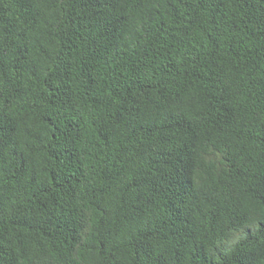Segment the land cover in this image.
<instances>
[{
    "label": "trees",
    "instance_id": "1",
    "mask_svg": "<svg viewBox=\"0 0 264 264\" xmlns=\"http://www.w3.org/2000/svg\"><path fill=\"white\" fill-rule=\"evenodd\" d=\"M0 264H264V0H0Z\"/></svg>",
    "mask_w": 264,
    "mask_h": 264
}]
</instances>
